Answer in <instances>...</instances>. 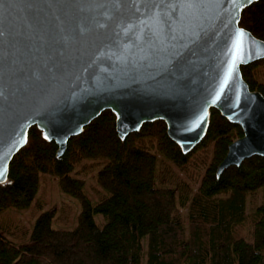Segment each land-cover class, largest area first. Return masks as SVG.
I'll use <instances>...</instances> for the list:
<instances>
[{
	"label": "water",
	"instance_id": "1",
	"mask_svg": "<svg viewBox=\"0 0 264 264\" xmlns=\"http://www.w3.org/2000/svg\"><path fill=\"white\" fill-rule=\"evenodd\" d=\"M257 1L84 0L83 10H67L55 0H0V185L32 127L60 157L104 111L120 140L162 121L189 154L215 110L242 131L217 176L264 158V96L240 70L264 59V41L239 26Z\"/></svg>",
	"mask_w": 264,
	"mask_h": 264
},
{
	"label": "trees",
	"instance_id": "2",
	"mask_svg": "<svg viewBox=\"0 0 264 264\" xmlns=\"http://www.w3.org/2000/svg\"><path fill=\"white\" fill-rule=\"evenodd\" d=\"M239 26L264 41V0ZM240 70L264 96V59ZM241 136L212 110L184 154L162 121L120 140L104 111L57 157L32 127L0 185V264H264V158L217 176Z\"/></svg>",
	"mask_w": 264,
	"mask_h": 264
},
{
	"label": "snow or ice",
	"instance_id": "3",
	"mask_svg": "<svg viewBox=\"0 0 264 264\" xmlns=\"http://www.w3.org/2000/svg\"><path fill=\"white\" fill-rule=\"evenodd\" d=\"M45 2L47 3L48 7H53V2L52 0H45ZM233 2H235V0H233ZM247 3H251V0H246ZM55 6L67 9V10H71V9H75V8H79L81 10H83V8L85 7V2L84 0H55ZM186 6L187 7H196L197 3L196 0H186ZM103 26V25H101ZM2 34V33H0ZM239 35H243V33H239ZM37 78L39 79V76H37ZM0 95H3L2 92H0ZM48 137H45V139H47Z\"/></svg>",
	"mask_w": 264,
	"mask_h": 264
},
{
	"label": "rangeland",
	"instance_id": "4",
	"mask_svg": "<svg viewBox=\"0 0 264 264\" xmlns=\"http://www.w3.org/2000/svg\"><path fill=\"white\" fill-rule=\"evenodd\" d=\"M27 218H28V213H17L14 217L15 220H18V221H27Z\"/></svg>",
	"mask_w": 264,
	"mask_h": 264
}]
</instances>
